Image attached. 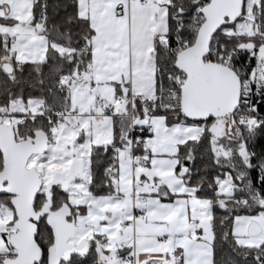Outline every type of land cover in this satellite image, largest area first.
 <instances>
[{
	"label": "snow or ice",
	"instance_id": "obj_1",
	"mask_svg": "<svg viewBox=\"0 0 264 264\" xmlns=\"http://www.w3.org/2000/svg\"><path fill=\"white\" fill-rule=\"evenodd\" d=\"M0 264H264V0H0Z\"/></svg>",
	"mask_w": 264,
	"mask_h": 264
}]
</instances>
